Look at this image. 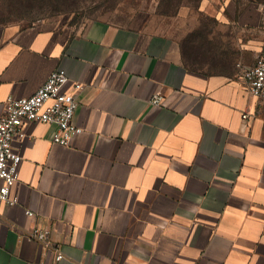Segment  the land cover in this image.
Listing matches in <instances>:
<instances>
[{"label":"crops","instance_id":"0c3cea01","mask_svg":"<svg viewBox=\"0 0 264 264\" xmlns=\"http://www.w3.org/2000/svg\"><path fill=\"white\" fill-rule=\"evenodd\" d=\"M195 4L214 23L202 55L219 59L204 66L145 17L0 23V115L53 69L66 89L83 85L69 144L39 122L12 143L17 202L0 206V264H264V102L236 65L264 54L259 9ZM34 226L49 229L59 260L29 237Z\"/></svg>","mask_w":264,"mask_h":264},{"label":"rangeland","instance_id":"374dc122","mask_svg":"<svg viewBox=\"0 0 264 264\" xmlns=\"http://www.w3.org/2000/svg\"><path fill=\"white\" fill-rule=\"evenodd\" d=\"M195 1L197 0H0V23L22 26L54 22L75 29L97 18L124 24L131 19L145 17L151 28L164 31L176 39L182 47L183 58L189 65L204 66L219 58L202 55L209 52L211 42L204 38L209 36L208 31L214 28V23L198 13ZM252 1L259 9L257 35L264 36V32H261L264 31V0Z\"/></svg>","mask_w":264,"mask_h":264},{"label":"built area","instance_id":"2783aa9c","mask_svg":"<svg viewBox=\"0 0 264 264\" xmlns=\"http://www.w3.org/2000/svg\"><path fill=\"white\" fill-rule=\"evenodd\" d=\"M238 76L247 93L258 102H264V55L257 56L249 66L240 63ZM68 77L62 68L49 72L45 81L30 95L6 97L0 115V206L13 205L17 198L10 196V188L18 178V164L21 156L13 150L12 143L23 139L26 134L23 126L27 122H39L53 125L51 141L67 145L71 138L81 132L82 128L73 122L78 106L76 95L82 88L80 82H72L66 89ZM160 94H153L151 102L159 104ZM247 114H243L246 117ZM29 216L30 210H25ZM29 237L44 247L55 251V260L62 257L57 245L50 241V231L46 227L34 226Z\"/></svg>","mask_w":264,"mask_h":264}]
</instances>
